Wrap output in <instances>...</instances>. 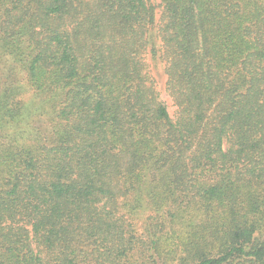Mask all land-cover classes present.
I'll return each mask as SVG.
<instances>
[{"label": "trees", "instance_id": "trees-1", "mask_svg": "<svg viewBox=\"0 0 264 264\" xmlns=\"http://www.w3.org/2000/svg\"><path fill=\"white\" fill-rule=\"evenodd\" d=\"M0 264H264V0H0Z\"/></svg>", "mask_w": 264, "mask_h": 264}, {"label": "rangeland", "instance_id": "rangeland-1", "mask_svg": "<svg viewBox=\"0 0 264 264\" xmlns=\"http://www.w3.org/2000/svg\"><path fill=\"white\" fill-rule=\"evenodd\" d=\"M150 69L152 76L155 77L157 81V91L160 92L161 100L167 104L169 112L171 113L173 109L170 105L169 98L165 95L164 92L166 77L163 73V65L161 63H158L157 66L154 67L153 63L150 62Z\"/></svg>", "mask_w": 264, "mask_h": 264}]
</instances>
